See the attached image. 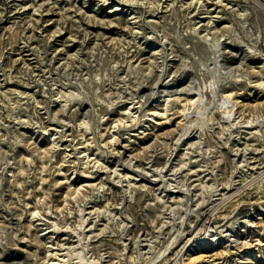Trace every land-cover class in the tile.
Listing matches in <instances>:
<instances>
[{"label":"rangeland","instance_id":"rangeland-1","mask_svg":"<svg viewBox=\"0 0 264 264\" xmlns=\"http://www.w3.org/2000/svg\"><path fill=\"white\" fill-rule=\"evenodd\" d=\"M191 1L0 0V264H47V244L62 264H203L193 258L204 255L264 264V125L258 134L246 127L264 116V86L251 85L262 80L253 50L264 52V0H204L201 8ZM207 15L217 21L209 40L195 31ZM228 35L235 49L217 61L212 44ZM165 37L162 65L161 54L151 55ZM163 68L176 78L175 95L174 88L218 82L204 106L214 113L199 115L209 124L182 143L178 172L169 170L189 194L141 169L121 174L123 181L111 175L120 163L153 171L168 162L169 135L178 137L184 108L193 105L155 94ZM140 85L148 100L134 119L116 103ZM231 92L248 103L236 113L242 129L233 150L216 107ZM166 107L171 122L157 113ZM123 117L128 125L114 142L112 125ZM55 126L62 136L53 143ZM245 147L249 166L259 167L235 176L234 152ZM230 229L239 245L230 243Z\"/></svg>","mask_w":264,"mask_h":264},{"label":"bare ground","instance_id":"bare-ground-1","mask_svg":"<svg viewBox=\"0 0 264 264\" xmlns=\"http://www.w3.org/2000/svg\"><path fill=\"white\" fill-rule=\"evenodd\" d=\"M108 1V0H107ZM104 2V1H103ZM192 5H195L198 8L201 7H205L206 2H204V0H192L191 3ZM116 9H123L124 8V3L121 1H117L115 3L114 6ZM128 14H131L132 11H130L129 9H126ZM207 14L211 13L210 10H206L205 11ZM208 17L206 19L201 18L199 20L198 23H196V27H195V31L196 32H203L204 34H202V36L204 38H206L207 40H209L210 38L213 39L216 34L214 30V28L217 26V21L215 19V17H213L212 15H207ZM134 17V16H133ZM155 23V22H154ZM167 38L165 37L163 39V41L161 42L160 45H156L153 48V52L151 57H163V62L162 65H164L167 60L166 58H164L163 52L166 50V46H167ZM213 48L216 50V60L220 61L221 59H223L225 57V53L226 52H232L234 51L235 47H234V43L233 40L230 38V36L228 35V37H218L217 40L212 44ZM254 51V56H256V58L259 57L260 62H262V64L259 67V70L256 71V73L260 74V77L262 78V80L256 82V83H252L251 85L254 87H262L264 86V52H262L261 50L258 51L256 49L253 50ZM147 63H149L148 65L151 66L152 64V58L146 59ZM138 64L140 66V64H143L142 60L138 61ZM167 68H163L160 74V78L157 80L156 85H155V94H160L161 96H165L168 95L166 97L167 102H175L178 99H182L185 98L187 100H189L190 104H192L193 106H187L184 108V113H183V117L182 119L179 121V125L182 128V131L179 133L178 137H176V134H172L169 135V137L172 140V149H171V154L169 156L168 162L164 167H159L156 168L153 171H147L144 168H139L136 167L135 163L132 161L131 166H127L125 165V163H120L118 164L116 167L113 168L112 170V177L113 178H117L118 177V181H123L121 178V174L125 173V176L128 177L129 176V171L134 172L135 170H140L145 173V174H151L153 175V182L156 184H162V185H166L167 188L173 192H183L184 194H189L191 193L190 190H186L185 187H178V185H174L173 183V178L169 177V170L174 169V173L178 172V170L180 169V167L176 166V156L179 153L180 147L182 145V143L192 137H194L196 135V133L198 132L199 129H203L205 124H209L208 121L202 122L200 123L199 120V115H203V114H213V112L211 111L212 108L211 107H205L207 101V95H206V91L208 89H210L211 91H213L215 94L217 93V88H218V82L216 84L211 83L210 86L206 85L205 87H197L196 85H190L188 87L185 88H174L176 89V93L177 95L170 93L169 91L171 90L170 87L175 86V82H176V78L174 77H164V73H166ZM149 72H153V67L149 68ZM247 73L252 76L253 72L251 71H247ZM238 80H240V78H238ZM144 89V85H140L138 87V89H136L135 92H128L126 95H124L123 99L118 101L116 104H119V106L124 107L125 108V112L128 113V117L129 116H134L133 114L136 113L137 111H142L146 108V104H147V97L145 95L142 94ZM169 92V93H167ZM122 97V96H121ZM260 104V103H259ZM248 103L247 102H242L241 99L237 100L235 99V93L231 92L228 93L226 95H224L221 99L220 102H218V104L216 105V107L218 108V110L222 111L224 113V117L226 119V121L229 123V136H228V140L227 141V146L233 150V144L235 142L236 139L239 138V132L242 129V125L238 124V118L241 116L242 112H240L238 115L236 114L237 111L240 107H245L247 106ZM167 107L165 108L164 112H157L160 115H164L167 117V121L171 122V118L169 117V115H167ZM147 112H144L143 115H147ZM56 116V115H55ZM162 116V117H164ZM134 119L137 118V116L135 115L133 117ZM55 119L59 122H62V119H58V118H54L53 120L55 121ZM208 120L210 119L207 118ZM212 119V118H211ZM81 125H85V126H89V122L87 120L83 121L81 123ZM128 125L127 123V119H125L124 117L121 118L118 121H115L113 126V140L114 142H118L117 139V135L120 133L121 129L125 128ZM264 125V116H254L253 118H251V120L247 123L246 127L247 128H252L251 129V133L252 134H258L260 132V130H262V126ZM244 126V125H243ZM264 127V126H263ZM52 129V139H53V143H55L56 139L60 136H62V133H60V131H58L57 129L55 130V127H51ZM255 128V129H253ZM239 130V132H237ZM57 137V138H56ZM149 147V146H148ZM152 147V146H150ZM235 150V149H234ZM248 147H245L244 149L240 148V149H236L234 154H235V172L234 175L237 176L239 172H241L242 170L245 169H256L259 166H257L256 164L253 166H249V164L251 165L252 162H254V160H251L250 158L252 156H248ZM254 158V157H253ZM249 166V167H247ZM176 176V175H175ZM235 182V181H234ZM232 184V182H230V185ZM85 184H81L80 186L77 187L76 189V195L74 196V198L77 199V197L82 193V188L84 187ZM228 188V186H227ZM228 191H226L225 194H227ZM233 194L227 195V197L225 198H231ZM225 200V199H224ZM41 214V212L39 211V209H37L34 214L32 216L35 215H39ZM86 215V211L85 209H81L80 212V216L82 218L83 221V229H84V236L86 235V230L85 227L87 226L88 220L85 217ZM230 235V243L232 245H239V242H241L239 240V238L237 237V233L234 229H230V231L227 233ZM192 237H190L191 239ZM213 239H220V237H213ZM191 242V240H189L186 245H189ZM185 247V246H184ZM47 254H46V263L47 264H62L61 261L59 260H55L53 258L54 255V251H53V246L51 244H47ZM78 258V262L79 263H83L86 262L84 256L82 255V253H78L77 255ZM203 259V264H220L219 261L215 260L214 258H212L209 255H204V256H198L195 257L193 259ZM89 264H94L93 261H89ZM64 264V263H63Z\"/></svg>","mask_w":264,"mask_h":264}]
</instances>
